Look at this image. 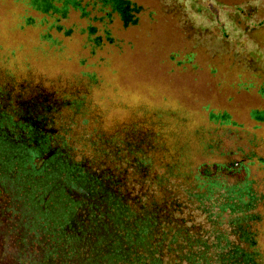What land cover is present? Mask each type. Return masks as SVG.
<instances>
[{
    "label": "rangeland",
    "instance_id": "rangeland-1",
    "mask_svg": "<svg viewBox=\"0 0 264 264\" xmlns=\"http://www.w3.org/2000/svg\"><path fill=\"white\" fill-rule=\"evenodd\" d=\"M63 1L42 10L35 0H0V102L9 113L20 100L55 107L51 129L68 133L73 159L86 164H112L91 149L119 144L133 162L145 154L185 173L205 164L225 186L264 195V0H120L138 12L128 25L116 15L95 21L88 0ZM254 213L264 264V202Z\"/></svg>",
    "mask_w": 264,
    "mask_h": 264
},
{
    "label": "trees",
    "instance_id": "trees-1",
    "mask_svg": "<svg viewBox=\"0 0 264 264\" xmlns=\"http://www.w3.org/2000/svg\"><path fill=\"white\" fill-rule=\"evenodd\" d=\"M88 1L95 21H136L123 1ZM35 2L54 10L49 0ZM67 3L78 8L79 0ZM44 103L20 100L9 113L0 102V264H260L250 223L264 195L225 186L205 164L185 173L145 154L133 162L119 144L112 153L91 149L112 164L74 160L68 133L51 129L55 107Z\"/></svg>",
    "mask_w": 264,
    "mask_h": 264
}]
</instances>
